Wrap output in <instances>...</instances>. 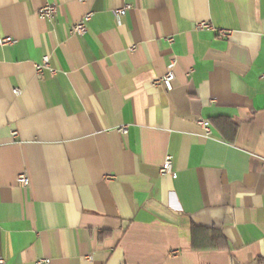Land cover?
<instances>
[{
	"label": "crops",
	"instance_id": "1",
	"mask_svg": "<svg viewBox=\"0 0 264 264\" xmlns=\"http://www.w3.org/2000/svg\"><path fill=\"white\" fill-rule=\"evenodd\" d=\"M0 36L5 264H264V0H0Z\"/></svg>",
	"mask_w": 264,
	"mask_h": 264
},
{
	"label": "built area",
	"instance_id": "2",
	"mask_svg": "<svg viewBox=\"0 0 264 264\" xmlns=\"http://www.w3.org/2000/svg\"><path fill=\"white\" fill-rule=\"evenodd\" d=\"M129 8L130 7H125L123 9L117 11L116 16H118V17L124 16L127 13ZM56 11H57L56 6H47L40 12V16L43 19L51 21L54 18ZM91 18H92V14L91 13L87 14L79 24H77L73 27L71 33L76 34V35H85L87 32V24L89 23ZM197 28L199 30H202V31H205V30L214 31L222 38H229L231 36L230 31L218 30L208 23H200V24H198ZM170 42H172V39H170ZM14 43H15V40L12 39L11 37H1L0 36V47L12 45ZM175 67H176L175 62H172L168 66L166 74L162 78L154 81L153 85L156 87H163L167 92L173 91V88H174L173 83L176 79ZM45 70H49L52 75L56 74V71L51 69L49 66V58L48 57H45L43 60V63L41 65L37 66V73L39 75H42V73ZM262 78L264 79V74L262 75ZM16 93H19V91H16ZM199 125L205 131V134L207 136H209L211 134L210 126L206 121H200ZM120 132L122 134L126 135L128 133V127L121 128ZM14 136L16 137L17 133H14ZM172 171H173L172 158L167 157L165 162H164V165L161 169V174L163 176L171 175ZM19 183L23 187H26L29 184V179L25 175H20ZM50 263H51V261L49 259H40V260L36 261L35 264H50ZM0 264H5L4 260L2 258H0Z\"/></svg>",
	"mask_w": 264,
	"mask_h": 264
}]
</instances>
